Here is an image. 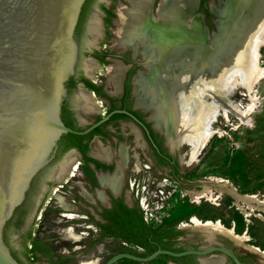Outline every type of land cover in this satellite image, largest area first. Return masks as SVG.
<instances>
[{
  "label": "rangeland",
  "instance_id": "obj_1",
  "mask_svg": "<svg viewBox=\"0 0 264 264\" xmlns=\"http://www.w3.org/2000/svg\"><path fill=\"white\" fill-rule=\"evenodd\" d=\"M217 1L203 0V4H201L199 0L198 8L193 12V15H205L204 23L209 30L208 35L216 31L213 21L217 17L210 11L209 6H218L220 2L217 4ZM119 2H123V0H90L88 11L82 20L78 38H76L79 48L75 68L77 74H82V58L87 57L96 60L99 55L105 54V51L112 50L111 53L109 52L111 55L107 57L112 58L113 61L104 62L103 67H96L92 71L94 78L88 79L101 83L104 87L105 78L103 76L106 66L110 63L121 61L122 65H131L126 70L127 78L133 77L132 86L137 72L144 71L142 60H138V57L131 60L129 50L124 53L113 52L119 50L112 47L115 39L113 19H117L115 10ZM95 8L102 12L101 15H95L96 18L102 20V25L98 27V34L93 43L87 45L84 38L85 27ZM258 53L257 64L264 71V42L259 46ZM96 62L99 63L97 60ZM98 73L100 75H97ZM108 89L111 90L112 88L108 87ZM248 95L243 87H237L232 95V99L236 102L234 115H230L229 120H224L222 116H218L213 125L217 130L216 134L209 140L194 162L184 164L183 162L187 160H180V155L184 157L187 153L186 146L176 151L171 150L166 145L164 146V150L174 158L181 174L190 180L198 181V183L179 190L173 183L159 180L157 173L150 170V172H141L139 180L133 185L134 190L138 191V197L144 196L146 200V210L142 211V217L148 226L171 228L181 232V235L172 244V248L177 251L220 245L235 253L238 258L239 256L245 257L249 264H264V258L253 253L246 246L238 244L235 240L219 234L214 228L205 230L179 227V225L182 226V223L189 226V219L192 216L197 217L200 221L206 219V221L211 222L219 220L226 228H234L237 235L246 233L250 240L245 242V245H253L264 251V76L255 82L250 96ZM100 99L101 101L104 100L102 96ZM251 103L254 104L253 111L247 118L248 122L244 124L240 122L239 116L235 113L240 109L243 110ZM103 111L104 108H99L97 112L86 114L85 122L90 123L93 118L100 117ZM117 119L119 121L116 125H109L111 129L120 130L121 126L124 127V123L128 124V128L134 127L126 118L118 117ZM148 120V123L152 124L151 120ZM155 131L157 142L165 143L164 136L157 129ZM95 150L99 151L97 148ZM70 152L68 149L55 151L50 156L48 164L33 178L28 196L22 204L23 207L20 206L22 208L17 212V214L19 213L18 222L11 225L5 237V242L13 251L14 258L21 264H77L79 260L90 255L98 258L97 264H104L111 255L116 253V249L119 247L108 237H102L96 226H92L89 236L84 235L83 239L78 242H71L65 239L67 237L65 234L63 236L59 234V230L62 228L81 225L82 223L78 219L58 222L60 212L53 209L54 189L58 183L52 181L53 179L46 181L49 171L62 158H64L63 161L75 159V154ZM142 162L148 164L146 160ZM61 163L51 171L50 179L53 178V173ZM157 169L160 170L159 167ZM217 178L224 179V182L220 183L221 186L213 184L217 182ZM137 182L139 183L138 188H136ZM62 183L65 185L63 196L69 201L73 195L70 175H66ZM159 183H163V186H158ZM44 185L47 189L39 192V189ZM204 186L212 191L215 200L212 203L205 200H201L198 204L191 202L190 197L194 194L193 191L203 190ZM188 192H190V196L187 194ZM38 193H40L39 196ZM152 193H155L156 197H153ZM244 196H254L263 205L251 204L252 206H249L251 208H247L245 200H243ZM34 199L37 201L36 206L33 205ZM26 200H31V204H28ZM28 205L30 208L25 211ZM238 205L242 206L243 209H240ZM79 216L85 215L79 213ZM85 223H88V220ZM76 231L87 233L85 229L78 227H76ZM210 237L211 241L209 240ZM97 245H101L100 251L96 250ZM32 256L34 259H31ZM226 263L232 264L229 259ZM115 264L140 263L123 259ZM147 264H198V262L196 256H188L176 261L158 257Z\"/></svg>",
  "mask_w": 264,
  "mask_h": 264
},
{
  "label": "bare ground",
  "instance_id": "obj_2",
  "mask_svg": "<svg viewBox=\"0 0 264 264\" xmlns=\"http://www.w3.org/2000/svg\"><path fill=\"white\" fill-rule=\"evenodd\" d=\"M195 4L196 0H123L116 7L117 19L114 20L113 30L115 39L112 47L121 50V53L129 48L133 55L138 53L144 62V73L137 72L133 82L136 105L149 113V119L164 136L168 148L176 151L186 146L187 153L184 157L180 155V160H187L184 164L194 162L216 134L213 125L218 116L229 120L230 115H234L236 102L232 95L237 87H243L250 96L255 82L264 76V71L257 64L258 48L264 42V0H226L216 7L211 5V12L217 17L214 24L216 31L208 36L199 16L192 13L196 10ZM98 27L99 21L94 15L88 31L90 39L97 36ZM87 66L90 70L96 65L89 63ZM124 69L120 62L108 64L104 73L105 84L118 89ZM84 100L83 105L86 103ZM253 107L251 103L235 113L240 122H248ZM65 161L53 173L56 182L63 181L68 172L71 175L72 164ZM121 166L120 162L119 170ZM119 180L117 173L100 178L101 183L111 189L117 187ZM221 182L224 179L217 178L215 183ZM151 195L156 197L155 193ZM53 198L56 210L69 212L63 215L65 218L70 221L77 218L70 213L71 206L56 189ZM201 200L211 203L215 200L212 191L205 186L190 199L196 204ZM243 200L247 208H251V204L263 205L254 196H244ZM145 202L142 196L143 212L146 210ZM239 208L243 209L242 206ZM206 220L200 221L192 216L189 226L182 223L180 228H214L250 251L259 250L244 244L250 240L246 233L237 235L234 228H226L219 220ZM58 222L62 220L58 218ZM59 234H65V239L71 242L83 238L73 226L60 229ZM96 250L100 251L101 246H96ZM261 252L264 256V251ZM226 262L221 254L198 260V264ZM97 263L92 255L77 262Z\"/></svg>",
  "mask_w": 264,
  "mask_h": 264
},
{
  "label": "water",
  "instance_id": "obj_3",
  "mask_svg": "<svg viewBox=\"0 0 264 264\" xmlns=\"http://www.w3.org/2000/svg\"><path fill=\"white\" fill-rule=\"evenodd\" d=\"M85 1L0 0V264H21L5 242L13 222L7 224L28 196L33 178L56 151L60 136L86 135L113 113L124 112L112 111L81 131L66 127L61 120V104L67 96L65 84L75 74L78 60L75 32ZM223 1L218 0L217 4ZM198 5L196 0V9ZM101 14L93 9L87 27L94 15ZM198 16L208 36L202 15ZM152 127L156 129L153 123ZM58 164L49 171L46 181H51L50 173ZM252 252L264 258L261 251ZM215 253L234 264H249L220 245L182 251L160 248L143 256L121 252L110 256L104 264L122 259L147 264L161 255L196 256L198 262L199 258Z\"/></svg>",
  "mask_w": 264,
  "mask_h": 264
},
{
  "label": "flooded vegetation",
  "instance_id": "obj_4",
  "mask_svg": "<svg viewBox=\"0 0 264 264\" xmlns=\"http://www.w3.org/2000/svg\"><path fill=\"white\" fill-rule=\"evenodd\" d=\"M89 1L90 0H86L82 7L80 19L78 20L75 32L76 38H78L82 20L88 11ZM200 2L203 4V0H200ZM204 17L205 15H202L203 23L205 22ZM92 19L93 17L91 18V21ZM97 19L99 21V26H101L102 20L99 18ZM87 26L88 21L85 27L86 33L84 38L86 43L89 42L92 44L94 39L89 38V33L88 38L86 37ZM128 50L130 52L131 60H135L136 57H138V60H141L140 56L137 55L138 53L133 55L129 48L122 52L124 53ZM108 51L110 52L112 50ZM109 52L105 51V54L99 55L96 58L99 63L92 58L84 57L81 59L82 74H77L75 72L65 84L67 96L62 101L60 117L66 127H69V123L72 127L81 131L112 111L121 110L124 112L113 113L106 122L99 125L86 135H75L77 136L75 138L68 137V134L60 136L57 142L56 151L68 149V151H72L75 154V159L71 158L66 159L65 161V163L72 164L73 169L71 168V175L70 172H68L63 176L64 180L66 175H70L71 177L73 195L69 201L63 196L65 185H63L62 182L64 180L61 182H56L53 178H51V180L53 179L52 181L58 183L56 184L57 186L55 189L64 197L66 204L71 206L70 213L77 216L74 220L78 219L82 222L81 225L78 224L73 226L75 230L76 227H78L85 229L87 233L85 234L83 231L76 232H80L83 236H89V232L92 231V226H96L102 237L106 236L119 245L116 249V253L127 252L143 256L150 254V252L140 247V245L132 243L126 239V236L141 238V231L137 230L136 226H131V229L129 228V230L127 227L125 228L124 224L117 223V221L135 220L139 214L142 215L141 197H138V191L136 189L134 190L133 187L135 182L139 180L141 172H150L151 170L152 172L157 173L159 180H166L171 184L173 183V185L179 190L194 186L198 181H193L183 176L179 171L174 158L169 152L164 150L165 143L157 142L156 131L152 127V124L148 123V112L137 106L134 101L132 86L133 77L128 79L126 70L131 66L130 64H123L125 70L120 76L118 89L113 86H107L105 81L104 85L106 88L101 85V83L88 80L92 79V71L96 69V67H103L104 62L111 61L112 58L107 57L111 55V52ZM113 52L121 53V50ZM84 59H86L85 64H83ZM89 63L95 64L96 66H91V69L89 70L87 69V64ZM97 75L100 74L98 73ZM108 87H111L112 89L109 90ZM79 94L81 95V98ZM100 96L104 98L103 101H101ZM83 98L86 99L84 100L86 101L85 105H83ZM99 108H104L103 113L100 114L101 116L93 118L90 123H86L84 119L86 114L97 112ZM118 117L128 119L134 127L128 128V124L124 123V127L121 126L120 130L111 129L109 125H116L119 121L117 119ZM95 148L99 149V151L97 152ZM145 160L148 164L142 162ZM120 162L122 163V166L119 170L118 165ZM62 163H64V161ZM158 167L160 170L157 169ZM114 173H117L120 177L119 184L116 188L111 189L101 183L100 178L102 176H111ZM157 185L159 186V184ZM138 186L139 183L137 182L136 188H138ZM44 188L47 189L46 186ZM44 188L42 189L43 191ZM193 192L195 193L197 191ZM187 194L190 196V192ZM33 201V205L36 206L35 199ZM27 202L28 204H31V200H28ZM22 207H19L17 212H19ZM29 208L28 205L25 211ZM53 209L55 208L53 207ZM22 210L24 211V209ZM57 211L60 212L58 218L62 221H70L68 217L65 218V216H63L69 212H66L65 210ZM79 213H82L85 216L80 217ZM16 214H14L12 218L13 223L18 222L17 216L19 213ZM86 220H88V223H85ZM154 229L163 230L169 228ZM121 233H124L126 236L119 235ZM11 253H13V251ZM239 259L241 261L244 260L243 262L247 261L243 256H239Z\"/></svg>",
  "mask_w": 264,
  "mask_h": 264
},
{
  "label": "trees",
  "instance_id": "obj_5",
  "mask_svg": "<svg viewBox=\"0 0 264 264\" xmlns=\"http://www.w3.org/2000/svg\"><path fill=\"white\" fill-rule=\"evenodd\" d=\"M80 15H81V13H80ZM79 19H80V17H79ZM68 126H69V128L78 131V129L72 127V125L69 123H68ZM67 136L70 138L77 137V136L72 135V134H68ZM18 209L19 208L16 209L15 213L17 212ZM11 223H12V220L10 222H8L7 226H10ZM117 223L124 224L125 228L127 227V229H129L131 226L132 227L136 226V229L141 231V234H142L141 238L131 237V236L129 237V236H126L124 233H121L119 235L126 236V239H128V241H130L132 243H136L137 245H140V247H142L143 249H145L146 251H148L150 253L154 252L155 250L160 249V248L177 251V250L172 248L173 242L176 240V238L178 236L181 235V232H179L177 230H174L171 228L163 229V230L154 229L151 226H148L143 221V217L141 214H139L137 219H135V220L117 221ZM159 257L169 259L172 261H176V260L185 259L188 256L180 257V258H174V257H170L167 255H161ZM31 259H34V257L32 256ZM231 263L234 264L232 261H231Z\"/></svg>",
  "mask_w": 264,
  "mask_h": 264
},
{
  "label": "built area",
  "instance_id": "obj_6",
  "mask_svg": "<svg viewBox=\"0 0 264 264\" xmlns=\"http://www.w3.org/2000/svg\"><path fill=\"white\" fill-rule=\"evenodd\" d=\"M139 202H140V200H139ZM145 204H146V202H145ZM142 210V209H141Z\"/></svg>",
  "mask_w": 264,
  "mask_h": 264
}]
</instances>
